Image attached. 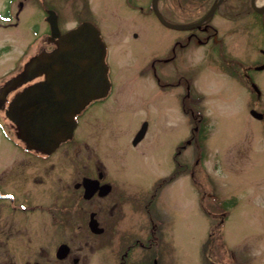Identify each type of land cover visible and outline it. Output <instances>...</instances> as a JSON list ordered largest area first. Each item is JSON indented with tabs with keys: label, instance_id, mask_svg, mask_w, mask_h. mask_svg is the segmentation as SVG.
I'll return each mask as SVG.
<instances>
[{
	"label": "rangeland",
	"instance_id": "374dc122",
	"mask_svg": "<svg viewBox=\"0 0 264 264\" xmlns=\"http://www.w3.org/2000/svg\"><path fill=\"white\" fill-rule=\"evenodd\" d=\"M5 1L0 0L3 11ZM47 1V6L43 2L30 5L17 26L0 24V88L33 56L48 49L46 7L58 11L63 29L91 16L108 43L114 94L82 115L102 124L93 128L97 137L88 141L89 147L98 148L94 159L112 171L114 185H149L155 176L167 172L165 161L169 164L176 147L188 137L189 122L179 104L170 92L156 86L151 71L145 72L156 57L164 56L176 33L153 15V0H128L131 5L127 0H72L74 9L65 0ZM173 1L179 17L197 19L213 0ZM166 2L171 8L172 0H163L159 6L165 7ZM249 2L224 0L209 25L220 29L229 54L249 63H264V28L260 25L264 18L252 13ZM256 5L263 8L264 0H257ZM237 10L241 15L234 20ZM204 54L205 48L195 45L186 56V64L194 62V93L202 96L198 111L209 120L206 170L197 175L207 174L209 182H213L215 190L208 189L209 192L221 198L237 197L238 205L227 210L224 228L231 264H264V245L260 241H264V185H256L264 182V150L258 152L264 123L250 115L251 107L262 113L258 105L264 104V67L251 74L260 90L259 95L251 96L242 84L223 76L218 63L208 64ZM252 97L254 103L250 105ZM0 117H4L1 112ZM143 122L148 124L147 137L136 149L131 138ZM11 150V144L0 136V165L7 162ZM224 151L228 158L237 152L241 156L239 165L223 170L220 162ZM200 197L187 185L185 175L162 190L158 209L168 223L163 225L165 246L161 252L169 256V264H207L204 250L209 219L199 207ZM56 239L35 241L34 246L53 247ZM108 250L107 239L99 238L96 264H113Z\"/></svg>",
	"mask_w": 264,
	"mask_h": 264
},
{
	"label": "flooded vegetation",
	"instance_id": "af4514ba",
	"mask_svg": "<svg viewBox=\"0 0 264 264\" xmlns=\"http://www.w3.org/2000/svg\"><path fill=\"white\" fill-rule=\"evenodd\" d=\"M34 1L6 0L5 11L0 10L2 16L10 21H1L0 24L5 27L20 24L24 10L34 5ZM87 18L98 27L91 16ZM262 24L264 28V21ZM167 29L175 32L176 36H172L164 56L156 57L152 67L145 72L151 71L156 86L173 95L187 116L190 132L187 139L176 147L169 164L165 161L167 172L155 176L149 185H114L112 171L94 159L98 148L93 150L89 147L88 141L97 137L93 128L102 124L98 119H85L82 115L89 108L106 103L114 94L108 62L109 47L102 33L110 90L76 116L77 126L73 136L56 150L49 153L35 151L19 139L18 130L6 117V111L21 90L1 96L0 88V112L3 113V121L8 122L5 128L0 125V136L12 148L7 162L0 165V264H96L99 238L107 239L108 256L113 264H169L166 261L169 256L161 252L163 225L168 222L163 220L158 202L164 187L171 185L180 175H185L187 185L202 194L199 201L205 200L204 195L208 199L214 198L211 208L204 212L209 219L207 264H223L217 262L216 252L224 244L221 236L224 235L227 213L226 210L221 211L223 200L216 199L215 192H205L206 185H196V174L206 170V155H202V149L197 150L198 142L195 141V134L205 118L195 116L194 107L196 104L199 106L202 99L194 93L195 74L191 72L194 62L191 60L190 65L186 64V56L195 45L201 46L205 48L204 59L208 64L218 63L223 76L242 85L245 80L250 88H259L251 75L258 70V63L242 61L229 54L220 29L207 22L195 29ZM47 41L49 51L57 47L50 36ZM258 107L263 114L264 104L260 103ZM255 120L264 123V116ZM141 126L131 138V144L136 149L148 133L147 129L142 140L133 145ZM261 150H264V134L258 145V152ZM226 151L220 162L225 171L239 165L241 159L237 152L228 158ZM206 177L207 174L201 176L203 179ZM256 185H264V182ZM51 238L57 239L50 249L42 244L34 246L35 241L40 243ZM260 241L264 245V241Z\"/></svg>",
	"mask_w": 264,
	"mask_h": 264
},
{
	"label": "water",
	"instance_id": "95a60500",
	"mask_svg": "<svg viewBox=\"0 0 264 264\" xmlns=\"http://www.w3.org/2000/svg\"><path fill=\"white\" fill-rule=\"evenodd\" d=\"M221 2L218 0L214 4L206 18ZM154 9L160 21L172 27L155 5ZM48 20L52 37L59 39L58 48L51 53L41 52L31 59L24 72L3 90L7 92L38 76H45V80L20 93L8 111L28 146L45 151L54 150L69 137L75 127V115L92 100L106 95L109 89L99 31L93 25L84 23L61 35L56 16L51 13ZM252 114L261 117L254 111ZM145 130L146 124L137 140L142 138Z\"/></svg>",
	"mask_w": 264,
	"mask_h": 264
}]
</instances>
